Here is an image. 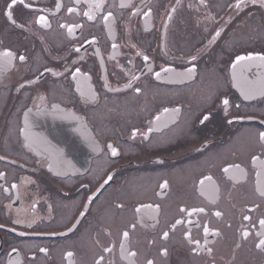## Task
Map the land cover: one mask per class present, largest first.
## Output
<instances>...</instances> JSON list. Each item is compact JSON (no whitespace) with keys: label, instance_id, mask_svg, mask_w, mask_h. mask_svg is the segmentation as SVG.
<instances>
[{"label":"flooded vegetation","instance_id":"obj_1","mask_svg":"<svg viewBox=\"0 0 264 264\" xmlns=\"http://www.w3.org/2000/svg\"><path fill=\"white\" fill-rule=\"evenodd\" d=\"M0 264H264V0H0Z\"/></svg>","mask_w":264,"mask_h":264}]
</instances>
